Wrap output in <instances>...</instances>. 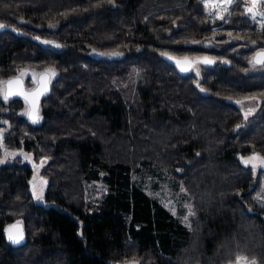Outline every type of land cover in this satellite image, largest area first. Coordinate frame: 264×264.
<instances>
[{"label":"trees","instance_id":"1","mask_svg":"<svg viewBox=\"0 0 264 264\" xmlns=\"http://www.w3.org/2000/svg\"><path fill=\"white\" fill-rule=\"evenodd\" d=\"M204 1L0 0V79L56 72L38 122L0 96V151L43 157L49 202L27 162L0 165V264H264V164L245 163L264 160V66L250 62L264 22L245 0L225 20ZM165 179L190 223L157 194Z\"/></svg>","mask_w":264,"mask_h":264},{"label":"rangeland","instance_id":"2","mask_svg":"<svg viewBox=\"0 0 264 264\" xmlns=\"http://www.w3.org/2000/svg\"><path fill=\"white\" fill-rule=\"evenodd\" d=\"M234 0H232L233 2ZM225 0H205V7L208 9V12L211 13L214 17H219L220 15H223L225 10L222 7ZM232 4V3H231ZM230 6V5H229ZM228 6V7H229ZM252 9V12H248L247 9ZM245 9L248 14L252 17L253 14H255V20L258 23H263L264 21H261L262 18H264V0H245ZM50 73V84L53 81L54 77L56 76V72L52 69H48ZM42 72V71H41ZM40 71L29 69V68H22L18 71V76H21L22 79L25 81L28 79L31 83L30 86H26V88H32L37 84V77ZM55 73V75H53ZM5 79H0V96L4 98L5 96ZM19 112L23 115H25L28 119L27 112H28V104L26 101L23 100V106L19 110ZM40 111H39V119L36 121H40ZM29 120V119H28ZM30 121V120H29ZM0 143H1V137H0ZM134 152H137L135 148L132 149ZM138 153H136V156ZM126 157V153L123 155ZM15 157H20L22 161L27 162L31 168L32 173L29 178V185L30 190L33 194V197L35 201L48 205L49 202H47L44 199V193L47 187V177L44 175V159L43 157L35 158L30 152L24 151L22 147H16L12 149H1L0 151V165L5 164ZM252 166L253 170L259 169V167L262 166L259 162H251L248 163ZM253 164H256V167H253ZM151 180L149 181V186L152 188V184H150ZM161 190L157 193L159 194L164 200L166 205H170L172 210L176 213H178V210L181 208L182 212L180 214L181 220L185 223H190V212L192 213V204L185 201L181 194V188H178V191L175 192L172 190L170 182H168V179H165L164 185L160 186ZM254 200L259 203L260 205H264V190L262 192L257 193L254 195ZM185 217H187V221H185ZM139 261L137 259H127L121 262H118L116 264H138ZM225 264H259L257 260L253 258H248L245 255H239L235 261L233 262H227Z\"/></svg>","mask_w":264,"mask_h":264},{"label":"water","instance_id":"3","mask_svg":"<svg viewBox=\"0 0 264 264\" xmlns=\"http://www.w3.org/2000/svg\"><path fill=\"white\" fill-rule=\"evenodd\" d=\"M264 52V49L258 50L254 53L253 58L256 56L257 53ZM177 61H180V64H177ZM174 64L176 67L181 71V68L190 69L191 66L194 65V62L190 59L179 57L173 59ZM184 72V71H183ZM12 81L13 83L9 85L7 82ZM18 81V83H16ZM46 89V91H45ZM50 89V73L48 71H42L38 74L37 77V84L32 88H26L21 76H14L5 81V95L10 91L13 93L9 98L12 97H20L28 104V112L27 116L30 121H33L30 118L29 113H34L39 119V106L41 100L46 96ZM36 120V121H37ZM6 239L11 242L12 244H20L23 242L25 238V233L23 229V224L21 222H14L9 224L5 227L4 230ZM9 233L12 234H20L22 235V239L18 243H14L13 241L9 240Z\"/></svg>","mask_w":264,"mask_h":264},{"label":"snow or ice","instance_id":"4","mask_svg":"<svg viewBox=\"0 0 264 264\" xmlns=\"http://www.w3.org/2000/svg\"><path fill=\"white\" fill-rule=\"evenodd\" d=\"M232 3V0H225L224 4L222 5V7L224 8L225 12H227V9H228V6ZM248 12H252V9H247ZM253 20H255V14H253L252 16ZM219 19L221 20H225V16L224 15H220L219 16ZM231 35V34H229ZM252 63H254V66L255 65H261V66H264V52H260V53H257L256 56L253 58V61H250ZM203 63L204 64H211L213 63L212 60H209L207 58H205L203 60ZM177 64H180V61H177ZM181 71H188V69L186 68H181ZM53 75H55V73H53ZM9 85H11L13 82L12 81H9L7 82ZM18 83V81L16 82ZM46 91V89H45ZM11 95H13V93H11L10 91L4 96V99L7 100ZM30 115V118L33 120V122L35 123L36 120H37V117L34 113H29ZM246 118H247V114H246ZM239 127V126H238ZM259 159L258 157L256 156H253L247 160H245V163H251L253 160H257ZM260 163L264 164V160H260ZM253 167H256V164H253ZM190 214H192L190 212ZM185 221H187V217H185ZM9 240L13 241L14 243H18L21 239H22V235L20 234H12V233H9Z\"/></svg>","mask_w":264,"mask_h":264}]
</instances>
